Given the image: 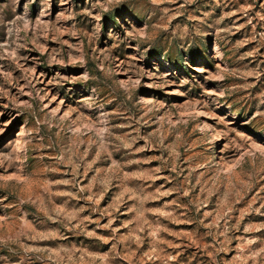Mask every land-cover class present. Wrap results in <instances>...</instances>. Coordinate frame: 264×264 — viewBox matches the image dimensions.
<instances>
[{
	"label": "rangeland",
	"instance_id": "rangeland-1",
	"mask_svg": "<svg viewBox=\"0 0 264 264\" xmlns=\"http://www.w3.org/2000/svg\"><path fill=\"white\" fill-rule=\"evenodd\" d=\"M0 264H264V0H0Z\"/></svg>",
	"mask_w": 264,
	"mask_h": 264
}]
</instances>
